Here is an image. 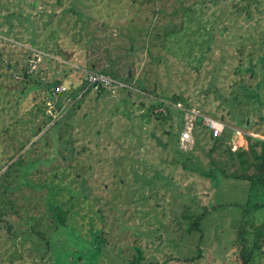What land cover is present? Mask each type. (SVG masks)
Returning a JSON list of instances; mask_svg holds the SVG:
<instances>
[{
	"label": "rangeland",
	"instance_id": "rangeland-1",
	"mask_svg": "<svg viewBox=\"0 0 264 264\" xmlns=\"http://www.w3.org/2000/svg\"><path fill=\"white\" fill-rule=\"evenodd\" d=\"M0 51V199L16 209L0 203V264H128L137 249L141 263L222 264L234 261L239 223L252 244L264 204L241 209L264 194L244 204L247 182L215 163L230 171L237 161L224 144L264 139V0H0ZM76 65L127 86L84 92L69 110L84 84ZM56 78L71 82L56 102L70 122L52 131L37 107ZM173 93L193 112L221 114L229 138L207 152L198 121L191 147L179 149V110H150ZM182 203L207 209L196 257L197 232L180 238L183 220L173 219Z\"/></svg>",
	"mask_w": 264,
	"mask_h": 264
},
{
	"label": "trees",
	"instance_id": "trees-1",
	"mask_svg": "<svg viewBox=\"0 0 264 264\" xmlns=\"http://www.w3.org/2000/svg\"><path fill=\"white\" fill-rule=\"evenodd\" d=\"M0 55H1V51H0ZM43 56H45V55L43 54ZM6 65H7V67H10L13 69V71H15L13 63L6 61ZM26 68H27V64L24 63V65H22V67H21V74L27 78L32 77L30 73L26 72ZM110 76H112L114 78L117 77L116 75H110ZM125 78H127V74H125ZM117 79H119V78H117ZM34 81L37 83L41 82L40 80H34ZM60 82H62V79L56 78L50 82H45L44 84L46 85V88H47V86H49V83H51L53 85L55 83H60ZM82 85H84V84H82ZM70 87H71V82L69 83V87L67 89L69 90ZM82 89H83V86L81 87V90ZM103 91L104 90L102 88H99L96 90H91L89 88H85L84 90H82L80 92V94L77 97L74 98V101H72L70 103L68 109L69 110L73 109V107L78 105L76 103V102H78L77 99L80 98L84 92H91L93 96L97 97ZM170 97H171L172 101L169 103H163L161 100V101H156L154 104L153 103L150 104V110L152 109L155 111V112H153V114L156 117L157 116L165 117V116L169 115L171 107L178 109L180 114L182 115V109L180 107H176L174 105V103L177 101L182 102V105L184 107L191 106V103L187 102L186 99L181 97V95H177V94L173 93ZM41 104L44 105V102ZM159 105H163L164 108L156 110L155 108H157V106H159ZM37 108L41 112H44V108L42 110L40 105H38ZM44 114L46 115L45 112H44ZM68 114H70V111L68 112ZM46 116H47V118L51 119V117L49 115H46ZM181 118H182V116H181ZM58 121L59 122L62 121L65 124H69V122H70V121L68 122V120L65 117L59 116L56 119H54L53 122L50 123V125H48V127H47L48 130L51 128L52 131H55V127L57 126ZM198 121L196 120L194 123H196ZM41 123L44 124V120H42L40 123H38L36 125V127H35L36 130L34 129V132H38L41 129V127H42ZM181 126H182V121H181ZM229 131L230 130L227 128V126L224 125L221 132H219L217 135H214V136L210 135L212 142H211V146L209 147V149H207V152H210V150L212 148H215V147L219 148L221 143H223L225 139L229 138V136H230ZM28 136L26 135V137H24L22 139V141H20V143H18V147L19 146L22 147L24 145V142L28 139ZM244 137L247 141L246 149H244L241 146H237L231 150L227 144H224L225 145L224 151L226 152L228 160H229V158L230 159L235 158V160L237 161V165H236L237 167L236 168H233L230 171H226V170H224V167H221L219 164L215 163L214 160H210V162L215 163V167L218 169V172H220L222 175H224L226 177H230V178L243 179L247 182L248 194H247V199L244 202V204L245 203L247 204L248 196H249L250 192H254V193L257 192L259 194L260 193L264 194V139L257 137V136H252L249 134H244ZM157 145H159V144H157ZM10 149H11V146H10ZM181 163H183V162H181ZM9 164H11V163H9ZM8 165L5 168V171H7ZM207 169L209 170V166L207 167ZM25 182H27V181H25ZM11 201L12 200L7 198V197L6 198L1 197L0 203L8 204V209L3 210V211L7 212L9 210V211H12L15 213L16 209L13 208V206L11 205ZM263 204H264V198H263V200L253 201L249 206H243V208L241 209V213L247 212L249 207L256 208V207L262 206ZM199 206L201 207V211L196 213V211H194L193 208H191L189 206V204H183L182 203L180 205V208L178 209V211L175 213V215L173 217V219L176 218L175 220L177 221V223L180 222L179 218L181 220H183V224L181 225V229H180V230H182V232L178 234L180 236V238H182L181 235L184 234L185 232H191V231L197 232V238H196V242H195V245H196L195 255L193 257H196L199 255L198 244H199V241L201 238L200 221L203 218L202 216L204 215V213L207 211V209L204 205L203 206L199 205ZM3 211H0V225L2 224L1 221H2L3 217L1 215H2ZM239 225H240V223L237 225L238 227H236V229H235V237L237 238L238 249H237V252L234 253V258H233L234 261L223 262L222 264H257L256 260L258 259L259 255L261 253H264V250H261V246L264 244V221L262 223H259L256 226L257 232H256V235L253 236V238H252L253 242L249 247L246 244L247 241L246 240L244 241L241 238L242 237L241 236L242 230L240 229ZM4 226L6 227V230L8 231L11 224L9 222L4 223ZM32 230H34V229H32ZM33 232L36 233L35 230ZM150 232L155 233L156 231H153V232L150 231ZM8 233H10V232L8 231ZM171 243H172V241H171ZM173 245H174V242H173ZM137 251L139 253L137 260L131 261L128 264H148L149 262H152V264H157L156 261H149V262L141 263V261L139 259L141 257L140 256L141 251H140V249H137ZM168 255H167V257H168ZM171 258H174V257H171Z\"/></svg>",
	"mask_w": 264,
	"mask_h": 264
},
{
	"label": "built area",
	"instance_id": "built-area-1",
	"mask_svg": "<svg viewBox=\"0 0 264 264\" xmlns=\"http://www.w3.org/2000/svg\"><path fill=\"white\" fill-rule=\"evenodd\" d=\"M75 67L81 72V79L84 82L82 90H84L85 88H89L91 90L102 88L103 90L112 91L118 87L127 86L126 83L110 76L105 72L81 65H76ZM62 89L63 86L61 82L53 84L52 86H50L49 95L44 101V112L46 113V115H49L54 119H56L60 114V107L56 109V102L58 101V94ZM174 105L182 109V126L178 134L177 142V146L179 147V149L184 150L191 147L193 143L191 129L197 117H199L200 124L206 127L209 131V134L212 136L217 135L223 129L224 123L221 119L198 113L197 111L193 112L192 108L184 107L183 105L179 106V101L175 102Z\"/></svg>",
	"mask_w": 264,
	"mask_h": 264
},
{
	"label": "water",
	"instance_id": "water-1",
	"mask_svg": "<svg viewBox=\"0 0 264 264\" xmlns=\"http://www.w3.org/2000/svg\"><path fill=\"white\" fill-rule=\"evenodd\" d=\"M61 83H62V86H63L64 89H67V88L69 87V80H67V79H63ZM221 117H222V115L220 114V115H219V118L221 119ZM196 120L198 121V120H199V117H197ZM245 120H246V119H245ZM245 122H246V121H245ZM151 136L153 137L155 143H157V144H159V145H161V146L164 145V143L161 142V141L159 140V138L157 137V135H155L154 133H151Z\"/></svg>",
	"mask_w": 264,
	"mask_h": 264
},
{
	"label": "crops",
	"instance_id": "crops-1",
	"mask_svg": "<svg viewBox=\"0 0 264 264\" xmlns=\"http://www.w3.org/2000/svg\"><path fill=\"white\" fill-rule=\"evenodd\" d=\"M70 83V82H69Z\"/></svg>",
	"mask_w": 264,
	"mask_h": 264
}]
</instances>
